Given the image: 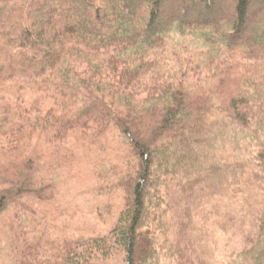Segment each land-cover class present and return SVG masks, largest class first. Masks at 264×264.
I'll return each instance as SVG.
<instances>
[{
    "label": "trees",
    "instance_id": "16d2710c",
    "mask_svg": "<svg viewBox=\"0 0 264 264\" xmlns=\"http://www.w3.org/2000/svg\"><path fill=\"white\" fill-rule=\"evenodd\" d=\"M0 264H264V0H0Z\"/></svg>",
    "mask_w": 264,
    "mask_h": 264
},
{
    "label": "rangeland",
    "instance_id": "374dc122",
    "mask_svg": "<svg viewBox=\"0 0 264 264\" xmlns=\"http://www.w3.org/2000/svg\"><path fill=\"white\" fill-rule=\"evenodd\" d=\"M248 143V142H247ZM254 143L251 142V144L249 143V151H252V147H253ZM251 147V148H250ZM247 150V152H249ZM82 204H80L79 206V210L76 212V218L75 220H87V223L89 225H93L96 227H102L103 224L100 223V221H97L96 219H94V216H92L91 214H89L88 212L85 211L86 207L83 204V202H81ZM224 219L219 218L218 222L221 223L222 226H224L226 222H223ZM209 223V222H208ZM228 223V222H227ZM230 224V223H229ZM231 225V224H230ZM209 226V231H208V235L207 237H205V241L198 243V241L196 240V245L197 247L199 246L200 248L203 247L205 248V252L204 254L207 255V252H209V256H211L212 258H216L217 256H219V254H221L222 252V248L226 243H231L228 238H229V231L228 229H226L225 231H223V233H217V232H213L212 230H217L218 228H220L219 226L216 228V222H210L208 224ZM212 226V227H211ZM228 228V227H227ZM197 235H195V239H196ZM194 239V242H195Z\"/></svg>",
    "mask_w": 264,
    "mask_h": 264
}]
</instances>
